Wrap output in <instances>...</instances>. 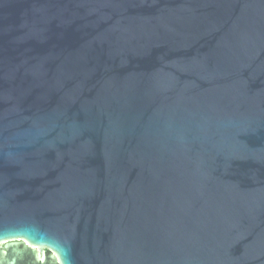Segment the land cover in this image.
I'll return each mask as SVG.
<instances>
[{
	"label": "water",
	"instance_id": "1",
	"mask_svg": "<svg viewBox=\"0 0 264 264\" xmlns=\"http://www.w3.org/2000/svg\"><path fill=\"white\" fill-rule=\"evenodd\" d=\"M0 264H264V0H0Z\"/></svg>",
	"mask_w": 264,
	"mask_h": 264
},
{
	"label": "flooded vegetation",
	"instance_id": "2",
	"mask_svg": "<svg viewBox=\"0 0 264 264\" xmlns=\"http://www.w3.org/2000/svg\"><path fill=\"white\" fill-rule=\"evenodd\" d=\"M47 252H48V253H50V251H49V250H47Z\"/></svg>",
	"mask_w": 264,
	"mask_h": 264
}]
</instances>
